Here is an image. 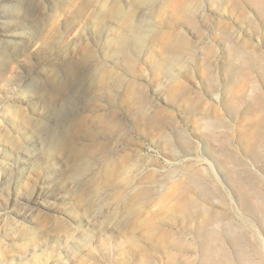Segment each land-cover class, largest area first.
Here are the masks:
<instances>
[{"label": "rangeland", "instance_id": "1", "mask_svg": "<svg viewBox=\"0 0 264 264\" xmlns=\"http://www.w3.org/2000/svg\"><path fill=\"white\" fill-rule=\"evenodd\" d=\"M0 264H264V0H0Z\"/></svg>", "mask_w": 264, "mask_h": 264}, {"label": "bare ground", "instance_id": "2", "mask_svg": "<svg viewBox=\"0 0 264 264\" xmlns=\"http://www.w3.org/2000/svg\"><path fill=\"white\" fill-rule=\"evenodd\" d=\"M238 207V206H237ZM230 229V228H229ZM225 239V238H224ZM262 256V255H261ZM262 261V260H261Z\"/></svg>", "mask_w": 264, "mask_h": 264}]
</instances>
